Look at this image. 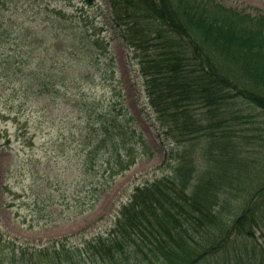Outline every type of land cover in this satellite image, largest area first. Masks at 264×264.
Returning <instances> with one entry per match:
<instances>
[{"label": "trees", "instance_id": "trees-1", "mask_svg": "<svg viewBox=\"0 0 264 264\" xmlns=\"http://www.w3.org/2000/svg\"><path fill=\"white\" fill-rule=\"evenodd\" d=\"M53 1L38 2L34 20L41 16L47 23L42 45L49 50L57 44L62 55L70 56L68 66L76 69L74 75L62 72L59 78L72 81L80 100L76 104L86 107V113L80 114L86 125L76 140L83 146L85 181L89 177L94 188L90 205L95 204L100 189V169L109 180L150 150L135 126L122 89H108L114 81V60L109 58V40L100 38L102 31L114 29L139 59L148 102L169 139L171 152L162 161L167 171L138 184L107 231L73 250L64 243L38 249L31 254V262L264 264V172L257 168L254 177L246 173L249 163L240 162L238 174L227 178L221 167L227 165L226 158L213 162L200 157L201 139L209 136L212 141L215 125L229 126V119L241 116L227 117L229 111L222 106L242 97L264 112V14L254 15L218 0H109L108 8H100L104 23L99 28L84 8L75 12ZM20 2L0 0L4 77L12 87L21 83V90L26 83L37 98L57 104L49 85L51 81L57 87V83L21 51L24 38L18 39L32 18L28 14L27 19H19L26 11ZM82 2L90 7L96 4V0ZM87 65L98 73H89ZM85 83L88 90L82 87ZM8 89L3 85L2 94H8ZM196 105L221 118L210 120L208 116L206 122L202 114L196 116ZM3 137H7L6 130ZM250 182L255 184L247 206L239 207L229 195L236 197ZM0 264H6L1 255Z\"/></svg>", "mask_w": 264, "mask_h": 264}, {"label": "rangeland", "instance_id": "rangeland-1", "mask_svg": "<svg viewBox=\"0 0 264 264\" xmlns=\"http://www.w3.org/2000/svg\"><path fill=\"white\" fill-rule=\"evenodd\" d=\"M40 1L21 0L20 5L26 11L19 19H27L30 14L32 21L26 23L28 26L18 41L24 38L20 44L22 53L37 64L36 69L41 68L46 77L57 83V87L51 81L49 83L57 104L43 97L37 98L26 83L19 93L14 87L21 83L11 86L8 94H2V85L10 86L11 83L4 77L6 69L0 61V144L5 142V147L0 149V255L6 264H33V259L29 258L38 249L52 245L61 247L64 243L73 250V246H83L86 239L107 231L114 225L121 205L130 199L134 188L167 171L162 161L166 153L170 155L171 152L169 139L148 102L139 59L114 29L102 31L100 38L105 36L109 40V58L114 60V81L108 89L115 86L122 89L135 126L144 135L150 150L139 156L130 169L109 180L100 169L97 177L100 189L96 193L95 204L90 205L94 188L89 177L85 181L83 146L76 140L86 125L85 118L83 122L80 120V114L86 113V107L76 104L80 100L75 96L77 87L71 84L72 81L65 79L62 82L59 78L62 72L74 75L72 71L76 69L67 63L70 56L62 55L63 51L57 44L51 45L49 50L42 45V31L47 23L41 16L34 20L38 9L36 4ZM108 1L96 0L95 7L84 6L82 0H72V3L55 0L52 4L66 5L75 12L80 7L84 8L86 15L89 12L90 19L102 28L101 9L108 8ZM218 1L254 15L264 14V0ZM100 66L104 68L103 63ZM93 69L86 66L89 73H98ZM82 87L88 90L90 86L85 83ZM107 92L112 93V89ZM233 100L221 109L229 111L227 117L233 114L241 116L229 119V126L215 125L212 131L214 139L211 141L206 136L200 141V150L203 151L200 157L205 161L209 157L213 162L215 158H226L227 165L221 164V167L225 169L227 178L230 174H238L240 162L249 163L247 172H244L257 177L258 170L264 172V112L242 97ZM195 108L196 116L202 114L205 120L208 116L210 120L221 118L220 114L215 118L211 116L206 107L196 105ZM5 130L7 137H3ZM85 134L86 131L82 140ZM233 143H236L235 147ZM257 163V167H252ZM254 177L252 179L256 180ZM254 184L250 182L236 197H229L235 199L234 203L239 207H246Z\"/></svg>", "mask_w": 264, "mask_h": 264}]
</instances>
